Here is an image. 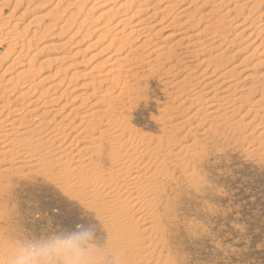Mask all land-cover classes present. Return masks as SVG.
Listing matches in <instances>:
<instances>
[{
  "label": "bare ground",
  "instance_id": "obj_1",
  "mask_svg": "<svg viewBox=\"0 0 264 264\" xmlns=\"http://www.w3.org/2000/svg\"><path fill=\"white\" fill-rule=\"evenodd\" d=\"M9 1H0V8H5ZM21 1L14 0V4L17 5ZM37 1L39 2V0ZM74 1L68 0L69 4L65 6L67 9L71 6L70 20L72 18H78V21L82 20V23L77 24L83 30L82 25L86 22V16L85 19L79 18L83 0ZM140 1L138 9L128 17L123 15L114 23L111 20L118 14L119 8L123 7L119 6L115 11L116 14L112 13L113 11L104 12L105 14L101 12L100 19H107H104L105 23H100L95 31L97 32L99 28L100 30L105 29V26L108 33H115L109 47L104 49L109 51V54L107 52L103 67L108 64V68L104 72L101 70L103 73L100 74L97 70L100 68L94 66L100 74L99 77L95 76L92 80L90 78L91 81L83 83L78 92L76 89L72 91V97L69 98L71 106H68L67 102L63 105L58 104L62 101L61 99L68 96L67 89L60 91V87L67 80L65 77L60 78L61 69V71L57 70L53 76L40 77L33 82L31 79L38 74L39 68H34L30 64L17 67V83L0 95V206L3 201L2 197L6 193L5 190L16 178L15 176L19 175L20 170L23 172L28 170L29 173L34 169L41 172L47 168H56L55 170H58L59 174L61 172L67 178L72 176L82 179L90 176V181L86 183V186L90 185L89 187L93 188L92 191L90 190L92 192L90 204L96 207L103 206L110 214L112 222L110 225L117 227L115 229L116 236L118 242L123 245L121 251H118L121 253L118 256L121 259V264H179L178 259L171 254V246L169 247L170 229L174 228L171 216L180 194L178 193L179 185L184 181H188V183L195 181L196 173L193 171L194 165L192 167V164L195 160L198 161L203 157V147L208 141L210 143L214 140L217 142V139L220 142L222 139L238 137L237 140L245 142L248 140V136L256 133L254 140L249 142L251 145L252 143L256 144L254 148L251 147V152H255L257 156L259 153L264 156V72L255 71L251 75L238 77L236 81L233 79L235 76H239L236 71L240 66L245 65L247 59L243 58L238 63L229 64L231 59L234 60L235 55L249 47L254 48L251 52L253 55V52L255 53L257 48L259 49L258 46L264 43V37L263 40H259L258 45H254L256 41L250 42L251 39L260 37L264 32V23L259 25L261 29L254 26L259 19L261 21V18L264 17V0H236L241 4L234 6L233 9L238 12L246 9L248 12L246 16L244 15L242 23L236 24V30L240 31L232 39L221 34L223 32L222 24L226 22L228 25L234 26L235 23L231 22V24L230 21L239 16V13L237 15L235 13L236 16L233 15V18L228 19L232 10H226L224 14H218L216 20L213 18L214 20L208 21L209 24L202 31H196L194 36L191 34L189 37H185V39L195 38L192 41L190 38V42H183L182 30L171 35L164 33L159 38H161V42L170 44V46H166L168 48L163 46L166 45L165 43L163 45L153 43L152 46L148 44L153 37L158 38L163 31L168 32L169 28L177 26L178 20H185L179 25L189 24L190 10L192 6H195L197 0H189V6L180 9L179 12L176 11L177 14L168 20L166 15L161 14L163 18L159 23L166 22L163 23V26H160L158 22V24L151 25L144 23L143 20H138L135 21L134 26L130 27V29L133 28L127 35L125 34V38L122 39L120 36L118 38L121 29L123 31L127 25L129 26L133 18L139 17L149 10L146 5L150 0ZM210 1L200 0L202 4L198 8L206 7ZM38 2L33 3L37 5ZM184 2L185 0H175L172 6L167 5L163 6V9L156 10L162 13L171 12ZM229 2L230 0H220L210 10L206 9L207 11L196 17L195 26L206 20L212 13L213 15L217 14L218 10L224 8ZM56 7L58 8V6ZM57 8H53L49 11L50 13H47L48 17L51 15L53 24L50 22L51 25L41 24L44 27L41 25L37 28L34 27L31 30V37H28L26 41L21 40L19 33L15 31L16 25H10L11 18L8 17L10 14L0 18V39L2 40L0 45L6 44L8 49L14 51L13 55L12 51L8 50L13 58L10 59V65L2 74L9 72L10 68L14 66L20 65L22 50L19 54L15 53L17 48L30 49L33 44L42 39L41 37L49 28L53 29L51 26L54 27V23L61 19L58 17L60 13ZM158 11L147 15L148 19L155 18L159 14ZM226 18L227 21H225ZM68 19L63 20L61 28L67 30L68 33L71 30V33L72 25L74 26L73 23L76 24V22L72 20V25L69 27L70 20ZM154 27H158L159 30L155 31ZM61 28L59 27L60 31ZM134 36H136L135 39ZM71 37L73 38V34ZM139 37L143 38L142 41H138ZM238 37L246 39H244L243 46L239 45V48L234 50V55L231 53L230 57L223 56L225 52L200 59L195 68L202 66L203 69L200 68L198 73L193 72L192 67L184 62L185 57L183 58L177 51L181 48L182 52L186 51L187 55L193 54L194 56L198 50L193 51L197 48L208 47L205 49L209 53L214 51V48L215 51L223 49L222 45H227L226 47L230 45L233 48L234 45L236 46ZM102 38L107 37L103 36ZM121 40H123L121 44L115 47L116 42ZM175 47L180 48L175 50ZM226 50L228 49L226 48ZM223 51L225 50L221 52ZM64 59V57H59L58 60L63 61ZM4 60L0 56V65L4 63ZM215 62L218 65L209 70L208 68ZM256 64L254 65L255 70H257ZM263 64L261 62L258 68ZM95 69H91L92 71L85 73L84 76H91ZM160 72L164 77L174 78L173 82L169 80L170 82L166 83L165 80L163 85L166 90H171L169 93L166 91L167 98L173 102L180 100V103L175 107L176 109H169V107L163 109L164 113L159 119L162 126L161 136L155 138L156 135L149 137L143 135V132L141 134V131L137 132L130 124L129 115L127 116L125 112L135 106L137 99L146 89V81L153 76L155 78V74L159 75ZM73 80L71 78L67 80L69 85ZM45 84L48 85L37 92L38 88ZM5 86L8 84L6 83ZM201 86L202 92L198 93L196 90ZM17 87L21 88L15 93ZM211 87L213 89L208 91ZM204 90H207L206 93L203 92ZM50 92L53 94L45 100ZM10 96L14 98L12 102L9 101ZM25 100H27L25 105L17 106L18 103ZM186 104H189L188 107L186 106L187 108L182 110L184 114L186 113L185 119L172 123L176 117H172L170 113L172 111L179 113L177 112L179 108ZM67 106L70 107L69 113L63 114L62 112ZM137 106L139 105L137 104ZM27 116H31L28 121H26ZM238 117L237 122L235 118ZM240 123L243 124L240 125ZM255 123L257 125L253 128ZM248 127L253 129H250L244 136L241 130ZM185 128L186 131H184ZM262 139L263 141H261ZM202 145L204 146L202 147ZM198 172L200 171L198 170ZM76 183L79 182L76 180ZM80 183L82 182L80 181ZM64 186L66 185L64 184ZM70 187L76 189L75 186ZM191 187L188 188L191 189ZM0 216L2 217V214ZM16 256L17 253L13 248L0 243V264H14Z\"/></svg>",
  "mask_w": 264,
  "mask_h": 264
},
{
  "label": "rangeland",
  "instance_id": "obj_2",
  "mask_svg": "<svg viewBox=\"0 0 264 264\" xmlns=\"http://www.w3.org/2000/svg\"><path fill=\"white\" fill-rule=\"evenodd\" d=\"M31 1L32 3H30ZM35 1L38 2L37 0H30V2L29 0H22L20 2L21 4L19 3L16 5L14 4V0H10L6 4L7 8L6 6L5 8H0L2 14V17L0 16V18H3L8 14L11 15H8V17L11 18L10 25H16L15 31L19 33L21 40L26 41L28 37L30 38L31 30L34 27L37 28L41 24L47 26L50 22L53 24L51 15L48 17L49 14L47 13H50L49 11L53 8H57L56 6H58L57 11L60 13L58 14V17L61 19L57 22L58 24L54 23V27H52L53 25L51 26L53 29L49 28L41 37L42 39L36 44H33L30 49L17 48L15 53L19 54L22 50V59L19 63L20 65L10 68L9 72H6L5 74L2 73H4V70L10 65V59L13 58L11 53L14 55V51L8 49L6 44L0 45V56L3 57V60L5 59L4 63L0 65V95L3 94L6 89L13 87V85L17 83V67L30 64L34 68H39L38 74L31 79L33 82L37 81L40 77L45 78L51 75L53 76L57 70H62V74L60 76L61 79L64 77L67 80L70 78L74 79L71 85H69L66 80L64 85L60 87V91L67 89L68 96L61 99L62 101L58 103L63 105L67 102L68 106H71V104H69V98L72 97V91H75L76 89L78 92L83 83L86 84L95 76L98 78L99 75L108 68V64L103 67V62L106 61L107 55L109 54V51L105 50L109 47L115 33H108L107 27L105 26V29H101L102 31L100 28L97 32L95 31L98 28L97 26H99L100 23H105V20L107 19H100V15L102 14L101 12L105 14L104 12L107 13V11H113L112 13L116 14V9L119 6L123 7L122 9L119 8L118 14H116L113 20H111V22L114 23L118 21V19L122 18L123 15L128 17V15L138 9L141 1L83 0L81 3L82 11L79 15V18L83 19H85L84 17L86 16V24L84 23V25H82L83 30H81L77 24L82 23L81 19H79V22L78 18H72L73 22H76V24L73 23L74 26L72 25V20L69 18L71 6L67 9L69 4L68 0H39L38 3L40 4V7L38 3L37 5L33 3ZM76 1L77 0L74 2ZM174 1L150 0L146 5L149 9L147 11L148 13L146 12L141 14L139 17L137 16L133 18L131 24L124 28L125 30L123 29L122 31L121 29L123 33L120 31L118 38L119 36L122 39L125 38V34L127 35L131 31L133 27L131 29L130 27L134 26L133 24H135V21L143 20L146 24L155 25L157 22L159 23L162 20L163 16L166 15L168 20L170 17L175 16L174 14H177L176 11L179 12L180 9H184L189 6V0H185L184 3L175 7L171 12L162 13L158 11L159 9H163V6H172ZM218 1L220 2V0H211L206 7L198 8L202 3H200V0H197L195 6L191 7L190 12L193 14H190L191 17L189 18V24L186 23L184 25H179L185 20H178L177 26L175 25L173 28H169L168 32L163 31L158 38L156 36L153 37L154 40L152 38V41H150V44L148 45L152 46L153 43L163 45L165 43L166 45L163 46H170L168 42H161V38L159 37L164 35V33H167L166 35L175 34L179 30H182L183 32L181 35L184 37H181L184 39L183 42L186 43L195 40L193 37H190L191 40L190 38L185 39V37H189L191 34V36H194L197 33L196 31H202L203 28L209 24L208 21H211L213 18L216 20L218 14H224L226 10H232V13L228 15L229 17H227L228 19L233 18L239 13V16L230 21V23H235H233L234 26L230 24L228 25L225 22L222 24L221 28L223 31L221 32L222 35H227L228 39L234 38L240 31L236 30V24L239 25L242 23L244 15L246 16L248 12L246 9L239 12L234 10V6L241 4L237 3L236 0H230L227 4L228 6L226 5L224 8L219 9L220 11L218 10L217 14L215 13L213 15L212 13L206 20L201 21L195 26L196 17L213 8V5L217 4ZM37 6L39 8H36ZM157 11L159 14H157L155 18L153 17L152 19H148L147 15H150L153 12L156 13ZM61 13L63 15L62 17ZM227 18L225 21H227ZM67 19L70 20V24L68 23V26L72 25L74 32L72 30L70 33L71 30H69L68 33L67 30H62L61 26L63 24V20L65 21ZM96 20L99 23H97ZM263 20L264 17L261 18V21H257L254 26L259 28V25L264 23ZM163 23L165 24L166 22H162V25L159 23V25L163 26ZM43 25L41 26L44 27ZM191 25L195 27L188 28L189 26L193 27ZM180 26L183 28H180ZM59 27L61 28V31L59 30ZM77 28L82 32L79 30L77 31ZM154 29H156L155 31L159 30L158 27H154ZM103 30H105V33ZM72 34L73 38H70ZM111 34L114 35L112 36ZM263 35L264 32H262L260 37L251 39L250 42L256 41L254 45H258L261 39L263 40ZM103 36L107 38L103 39ZM135 37L136 36H134V39ZM244 37H241L242 39L238 37L239 39H237L235 43L236 46L234 45L233 48L230 45H228L229 47H226L227 45H222L221 48L223 49L215 51L214 48V51L211 53L206 52L208 47H203L204 49L197 48L193 51L196 52L198 50L194 56L193 54L187 55L186 51L182 52L180 47H178L180 49L176 47L174 49H178L177 51L180 52L178 54H180L183 58L185 57L184 62L188 66L190 65V67H192L193 72L198 73L200 68L203 69L202 66L195 68L200 59L208 58L210 56L213 57L215 54L217 55L225 52L226 53L223 54V56L230 57L233 53H235L234 50L239 48V45L243 46L244 39H246ZM139 38L138 41H142L143 38ZM0 41L2 40L0 39ZM122 41L123 40L116 42L115 47H118ZM263 44L258 46L259 49L257 48V51H255V53L253 52V55L251 52L254 48L252 47L251 49V47H249L250 49L248 48L247 50L235 55L234 60L231 59L233 61H229V64L233 65V63H238L243 58L248 60L247 61L245 59V65L242 64L243 66H240L236 71L239 76H235L236 78L234 77L233 79L237 81L238 77L240 78L245 75H251L255 71L264 72ZM148 45L147 48L149 47ZM226 48L228 50H226ZM8 50L12 52L10 53ZM222 50L225 51L221 52ZM249 55L252 56L250 57ZM59 57H64L65 61L58 60ZM248 57L250 58L248 59ZM261 62L263 65L258 68V65H260ZM255 64L257 66V70L254 69ZM216 65L218 64L215 62L211 65L212 67L210 66L208 69L210 70ZM94 66H96V68L97 66L100 68H97L100 74ZM91 69H95L97 72L93 71L91 74L92 77H85V73H89V71H92ZM162 74V72H160L159 75L156 73L155 78L153 76V78L146 81V89L142 95H140L139 99H137L138 101H136L135 106L132 107L133 109L130 108V111L125 112L127 116L129 115L128 120H130V124L137 132L141 131V134L144 133L143 135L149 137H154V135H156L155 138L161 136L160 129L162 126L159 123V119L164 113L163 109L165 110L167 107H169V109H176L175 107H177L180 103V100L173 102L171 99L167 98V93L171 92V90L168 89V87V90H166L163 82H165V80L166 83H168L167 81L169 80H172L173 82L174 78L172 79L166 76L165 78ZM201 81L203 82V78ZM6 83L8 86H5ZM47 85L48 84L41 85L37 92ZM19 88L21 87L16 88L15 93L19 90ZM202 89L203 88L201 86L196 91L199 93L202 92ZM212 89L213 87L207 90L210 91ZM207 90H204L203 92L206 93ZM51 94L53 93L50 92V94L46 96L45 100L48 99V97L50 98ZM13 100L14 98L10 96L9 101L12 102ZM26 101L27 100L18 103L17 106L25 105ZM137 104L139 106H137ZM188 105L189 104L182 105L179 108V111H177L179 113H176V111H172L170 113L172 117H176V120L172 123L185 119L186 113L184 114L182 110L187 108ZM68 106L66 108L67 110L65 109V111L62 112L63 114L69 113L70 107ZM29 119H31V116L26 117V121ZM235 119L234 120L237 121L239 117ZM242 124L240 123V125ZM256 125L257 123L253 124L252 127L254 128ZM253 128L248 127L241 130V132L243 135H247L246 133ZM184 131H186V128ZM255 137L256 133H253L252 136H248V140L245 142L237 140L238 137H234L235 139H222L220 142L218 139L217 142L215 140L211 143L208 141L205 146L202 145V147L204 146L202 154L203 157L198 159V161L200 160L201 162L199 161L198 163V161L195 160L192 164V167L194 165L193 171L196 173L195 181L192 183L184 181L179 185L180 191H178V193L180 194L178 195L174 211L171 216V223L174 228L170 229L169 247L171 246V254L174 258L178 259L179 264H264V156H261V153L257 156L255 152H251L252 148H254L256 144L252 143L251 145L249 142L253 141ZM261 141H263V139ZM210 144L212 146H209ZM50 169L47 168L45 171L41 172H37L36 169H34L32 170L33 172L31 171L29 173L28 170H24V172L23 170H20L19 175L21 176L19 177V175H16V178L10 182L9 187H7L9 190H5L6 193H4L2 197L3 201L0 206V214H2V217L0 216V243L10 246L18 254L20 248L24 246L31 244H47L57 239H68L78 232H88L90 234L87 241V248L89 252L87 257L88 264H121V259L118 257L121 253L118 251H121L123 245L121 242H118L115 230L117 227L110 225L112 224L110 214L103 206L98 205V207H96L90 204L92 201L91 191L93 188L89 187L90 185L86 186V183L90 181V176L83 177L82 179L76 177L75 179L72 176L67 178L61 172L59 174L58 170H55L56 168ZM198 170L200 172H198ZM22 173L25 175L23 176ZM27 173L28 175H26ZM61 176L64 177L62 178ZM76 180L79 183H76ZM80 181L82 183H80ZM64 184L66 186H64ZM70 186H75L76 189ZM188 187H191V189ZM53 264H59V262H53Z\"/></svg>",
  "mask_w": 264,
  "mask_h": 264
},
{
  "label": "clouds",
  "instance_id": "obj_3",
  "mask_svg": "<svg viewBox=\"0 0 264 264\" xmlns=\"http://www.w3.org/2000/svg\"><path fill=\"white\" fill-rule=\"evenodd\" d=\"M88 232H78L68 239H57L47 244L21 247L14 264H88Z\"/></svg>",
  "mask_w": 264,
  "mask_h": 264
}]
</instances>
